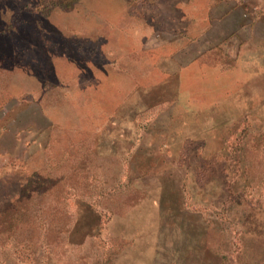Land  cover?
<instances>
[{
    "label": "rangeland",
    "instance_id": "374dc122",
    "mask_svg": "<svg viewBox=\"0 0 264 264\" xmlns=\"http://www.w3.org/2000/svg\"><path fill=\"white\" fill-rule=\"evenodd\" d=\"M240 3L239 22L260 27L234 32L240 52L229 71L217 69L220 54L208 57L207 78L215 102L228 95L250 114L264 107V56L254 62L264 54V0H0V95L32 85L30 72L54 101L53 124L24 111L23 125L37 128L18 140L2 127L20 122L24 105L0 113V264H264V110L262 120L241 119L217 158H178L168 144L113 142L105 120L79 127L77 102H66L52 71L66 55L108 80L112 58L136 50L141 30L175 39L179 10H192L196 38L205 16ZM228 44L232 56L238 43Z\"/></svg>",
    "mask_w": 264,
    "mask_h": 264
},
{
    "label": "crops",
    "instance_id": "0c3cea01",
    "mask_svg": "<svg viewBox=\"0 0 264 264\" xmlns=\"http://www.w3.org/2000/svg\"><path fill=\"white\" fill-rule=\"evenodd\" d=\"M240 9H244L241 3L233 10L222 11L218 19L209 13L203 21L207 28L198 33L196 38L192 37V10H179L175 39L151 40L150 34H146L148 30H141L136 50L112 58L111 66L114 65L115 69L111 70L108 80L91 75L89 65L81 69L66 55L53 58L52 71L58 84L56 87L63 98H71L69 101L65 99L68 104L77 102V119L81 120L78 126L83 129L90 130L93 127L96 130L98 124L95 125L94 121L105 120L103 126L109 130L113 142L129 144L134 141L143 151L149 144L152 147L154 143L168 144L178 158L192 154L206 159L217 158L218 153L226 147L228 138L241 129H238L241 119L248 116L260 120L256 112L261 114L264 110L263 104H259L252 109L253 113L246 114L245 109L232 104L234 100L229 98L227 90V96L221 104L215 102L213 95L219 94L210 86L207 78V69L215 68L210 65L213 64L211 60L207 62L208 57L216 56L218 59L220 54V60L216 62L220 61L221 65L217 69L229 71L230 64L237 60L240 52L241 39L234 32L246 28L255 31V28L260 27L259 22L240 23L245 15ZM233 18L238 22L231 24V28L230 20ZM214 27L221 30V39L211 37ZM231 39L238 43V51L232 56L228 49ZM256 41L262 40L258 37ZM172 47V54L167 56L166 51L171 52ZM262 56L264 54L260 50L259 58ZM259 58H254V62L262 61ZM18 69L11 68L6 73L15 74ZM92 76L96 77L95 82L91 80ZM26 77L30 82L34 79L32 85L19 90L18 94H13L12 88H9L8 93L0 95V113H7V119L10 105H24L18 115L20 122L14 121L17 119L15 117L11 124L6 122L2 127L4 133L11 134L15 140L21 137L25 128H37L34 122L23 125L24 111L31 116L33 110V117L40 114L53 124L47 113L48 105L54 103L53 87L41 85L38 88L36 75L29 72ZM107 94L110 98L108 102L105 100ZM204 95L211 97L203 99ZM69 110L63 109L64 112ZM231 110L240 111L239 118L230 115ZM235 123L237 130L232 133L230 128ZM219 145L221 147L218 150L213 148ZM147 155L153 156L152 152Z\"/></svg>",
    "mask_w": 264,
    "mask_h": 264
}]
</instances>
